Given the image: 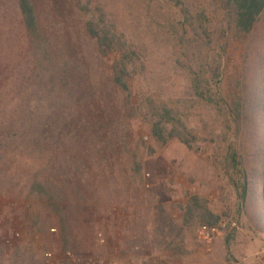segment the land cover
Listing matches in <instances>:
<instances>
[{
	"label": "rangeland",
	"instance_id": "374dc122",
	"mask_svg": "<svg viewBox=\"0 0 264 264\" xmlns=\"http://www.w3.org/2000/svg\"><path fill=\"white\" fill-rule=\"evenodd\" d=\"M169 2L177 6L178 30L182 8L192 37L204 38L200 50L224 70L222 112L195 98L170 60L181 52L179 37L172 44L150 20L168 11L162 0L149 6L145 0H34L52 45L74 73L64 94L48 93L53 103L61 95L62 116L38 127L28 122L23 137L14 135L11 153L32 152L30 158H0L6 175L0 174V190L6 188L0 191V264H264V13L250 34H238L224 0ZM93 16L144 51L141 62L157 63L150 73L137 71L144 78L131 101L111 81L122 54L99 56L87 36L85 22ZM18 30L15 0H0V32ZM154 73L165 83L157 81L152 94L146 74ZM39 87L35 100L55 86ZM147 99L169 102L191 147L152 137ZM16 106L1 109L7 120L21 111ZM41 127L45 139L37 138ZM231 144L249 176L244 206L225 169ZM205 217L227 221L209 247L198 237Z\"/></svg>",
	"mask_w": 264,
	"mask_h": 264
},
{
	"label": "trees",
	"instance_id": "16d2710c",
	"mask_svg": "<svg viewBox=\"0 0 264 264\" xmlns=\"http://www.w3.org/2000/svg\"><path fill=\"white\" fill-rule=\"evenodd\" d=\"M162 1L168 11L152 16L150 20L154 27L167 35L172 44L174 37H179L181 52L176 54L174 52L170 60L184 73L187 87L190 88L194 97L222 112V108H225L227 104L222 92L224 70L221 64L217 63L213 56H209L208 51L200 50L199 45L206 46L203 44L204 38L203 36L199 37L200 34L196 32L194 34L196 38L192 37L191 30L183 23L187 18L186 12L182 8L178 12L180 19L183 18L179 22L182 21L184 27L179 31L175 24L177 19L174 16L177 6L170 3L169 0ZM145 2L149 6L151 0H145ZM224 2L232 13L233 30L238 34H250L264 13V0H224ZM15 5L18 12L19 30L15 33L0 32V158L2 159L3 155L13 158L26 156L30 158L32 152L23 153L21 150V152L11 153V151H15L9 148L14 135L20 134L23 137L29 130L28 122H32L38 127L37 122L56 120L62 116L60 105L63 104V100L61 95L55 97L57 103H53V101L49 102L48 93L52 91L56 94H64L63 90L69 84L66 82V77L73 76L74 73L71 70V63L65 60L62 53L57 54L58 50L62 49H55V46L52 45L53 42L48 37L50 33L47 29L49 30V28L43 27L34 0H15ZM85 30L99 56H108L110 52L114 51H119L122 54L111 67V81L113 86L126 96L127 102L131 101L136 94L135 85H140L144 78L141 76L142 72L137 73V71L143 67L145 72L150 73L156 70L157 63L153 59L141 62L142 57L147 58L146 53L144 51L137 52V48L133 47L130 41H124L118 36L116 30L105 19L101 21L96 16L90 17L85 22ZM52 38L58 39L55 36ZM129 44L132 50L128 47ZM68 67L70 71H68ZM157 76L158 73H154L153 77L146 74L147 86L152 94H155L160 87L157 81L160 85L165 83ZM47 81L55 86L52 87L54 90L46 91L44 89L42 93L44 97L35 100L36 94L40 93L39 85ZM138 89H141L142 94L146 93L143 85ZM15 102L16 109L21 111L15 110L17 116L7 120L6 110L1 109H7L9 104ZM47 107L53 108V110L45 113L44 109ZM144 110L154 139L161 143H167L177 138L191 147V141L188 139L190 132L184 122L174 114L175 111L169 102H156L147 99ZM44 129V127H41V131L39 129L37 138L45 139ZM13 130L15 132H12ZM179 130L181 131L178 132ZM40 156L44 155L40 154ZM225 161L226 173L232 180L241 206H244L248 200L250 181L240 149L231 144L227 149ZM0 174L6 176L1 172V169ZM37 184L44 190L46 189L45 184L41 182H37ZM0 191H6L5 186H2ZM187 211L190 214L193 213L191 204ZM219 220L218 217L213 220L205 217V224L216 225Z\"/></svg>",
	"mask_w": 264,
	"mask_h": 264
},
{
	"label": "built area",
	"instance_id": "2783aa9c",
	"mask_svg": "<svg viewBox=\"0 0 264 264\" xmlns=\"http://www.w3.org/2000/svg\"><path fill=\"white\" fill-rule=\"evenodd\" d=\"M226 225L225 219H221L216 225L202 224L198 229V237L209 247Z\"/></svg>",
	"mask_w": 264,
	"mask_h": 264
}]
</instances>
